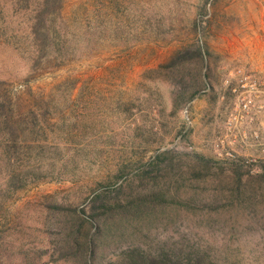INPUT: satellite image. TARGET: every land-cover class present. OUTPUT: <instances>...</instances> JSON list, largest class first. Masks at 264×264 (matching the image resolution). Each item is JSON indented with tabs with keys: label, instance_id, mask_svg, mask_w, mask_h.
<instances>
[{
	"label": "rangeland",
	"instance_id": "rangeland-1",
	"mask_svg": "<svg viewBox=\"0 0 264 264\" xmlns=\"http://www.w3.org/2000/svg\"><path fill=\"white\" fill-rule=\"evenodd\" d=\"M103 1L56 4L72 20L69 31L59 22L68 53L85 47L76 8L94 13ZM139 4L168 15L160 36L119 44L110 34L79 59L29 75V49L16 43L25 17L0 0V264H80L74 237L95 231L81 218L100 212L91 200L108 190L107 172L129 162L145 167L112 194L124 208L95 236L93 264L133 254L155 264H194L197 254L264 264V0ZM144 94H162L164 110L137 103ZM118 98L142 113L117 115ZM160 152L163 165L147 169Z\"/></svg>",
	"mask_w": 264,
	"mask_h": 264
},
{
	"label": "trees",
	"instance_id": "trees-1",
	"mask_svg": "<svg viewBox=\"0 0 264 264\" xmlns=\"http://www.w3.org/2000/svg\"><path fill=\"white\" fill-rule=\"evenodd\" d=\"M109 2V0H104L100 4H92L94 13L91 12L92 8H90V6L86 8L81 7L80 9L76 8V15L73 19V23L76 24L79 32L81 31L79 37L82 38L85 47L78 50L76 49L74 52H69V54L68 47L70 45V36L62 32V30L65 29L64 26H66L68 22L71 24L72 20H65L61 17L59 12H55L54 10L56 4H61V0H9L10 10H18V12L25 17L24 28L16 31V43L22 46L27 45L26 47L29 49L28 54L22 57L27 61V73L31 75L39 69L47 68L51 65H58L57 63L60 64V62L66 58L71 57L79 59L83 55L81 53L92 50V45L101 46L105 44L110 34L111 37L117 35V38H112L113 41H118L119 44H126L128 41H137L140 34H146L148 37L156 38V36L161 35V27L162 29L163 27L166 28L164 25L166 21L165 17H168V15L163 13L156 19V12H153L154 8H152L150 4H139L144 2V0H138V3L136 0L129 4H124V2L109 4ZM119 12L125 13L124 20L119 16ZM150 12L153 14H150ZM61 20L65 21L62 23L64 26H62L61 23L59 24ZM66 29L69 31V26H66ZM120 33L122 34L120 35ZM91 35H95V38H91ZM82 41L79 40V46H83ZM197 49L201 52L200 47ZM162 67L163 66L160 68ZM168 67H170V64L166 66V68ZM63 84L65 87H68L66 81L63 82ZM72 86H69V88L71 89ZM150 96L144 94L143 98L141 100L138 99L139 102L136 100V102L139 104H141V102H148L153 108L156 107V109L158 108L160 111L164 110L162 94H158L156 100H152ZM113 107L114 112L124 119L142 113L138 104L134 102L127 104L120 98L115 100ZM165 157V152L156 154L147 166V169L155 166L158 168L163 165L166 159ZM82 160L84 161L85 159ZM85 161L87 163V158ZM213 161L214 166H224L226 163H229L226 160L220 159ZM193 162L199 165L209 163L200 158H194ZM137 163L138 162H129V164L125 166L122 163H118L113 166V168L107 172L109 173L107 174V176H109L106 182V189L108 190H102V192L95 194L92 198V211L96 209V207L93 208V205L100 203V212H92L87 219L81 218V220L86 222L90 228L95 229L94 234H90L89 230L87 233L79 234L74 237V245L78 246L79 251H81L82 259H80V264H93V257L96 250L95 236L99 233L101 226L107 224L109 215L124 208V204L116 199V197H112V194L123 188L127 181V176L130 173L128 171L132 169V167H136L137 170L141 167H145L144 164L137 166ZM230 163L228 164L229 166L240 167L243 166L245 162L233 159ZM254 165L255 164H251L250 167L252 168ZM33 169L36 171L39 170L36 166H34ZM147 169L141 170L140 173H148ZM97 171L102 173L101 170ZM80 212L82 214L85 213L83 209L80 210ZM78 232L80 233V231ZM194 257L196 258L194 264H217L214 260L206 262V259L201 254H197ZM146 259L147 258L139 254H133L129 255L126 259L119 260L118 264H155L153 260L146 261ZM115 264L117 263L115 262ZM159 264L166 263L162 260Z\"/></svg>",
	"mask_w": 264,
	"mask_h": 264
},
{
	"label": "built area",
	"instance_id": "built-area-1",
	"mask_svg": "<svg viewBox=\"0 0 264 264\" xmlns=\"http://www.w3.org/2000/svg\"><path fill=\"white\" fill-rule=\"evenodd\" d=\"M242 108H243L244 110H247V109H248L247 104H244V105L242 106Z\"/></svg>",
	"mask_w": 264,
	"mask_h": 264
}]
</instances>
